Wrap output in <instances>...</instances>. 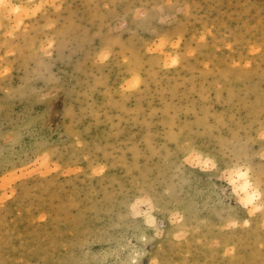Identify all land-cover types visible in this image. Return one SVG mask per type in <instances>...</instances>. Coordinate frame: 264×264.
I'll list each match as a JSON object with an SVG mask.
<instances>
[{"label":"rangeland","instance_id":"374dc122","mask_svg":"<svg viewBox=\"0 0 264 264\" xmlns=\"http://www.w3.org/2000/svg\"><path fill=\"white\" fill-rule=\"evenodd\" d=\"M4 2L0 264H264V0Z\"/></svg>","mask_w":264,"mask_h":264},{"label":"bare ground","instance_id":"6f19581e","mask_svg":"<svg viewBox=\"0 0 264 264\" xmlns=\"http://www.w3.org/2000/svg\"><path fill=\"white\" fill-rule=\"evenodd\" d=\"M10 9V8H9ZM2 10V9H1ZM1 10H0V13H1ZM15 11V10H13ZM3 13V12H2ZM1 13V15H2ZM238 176H243V173H240L238 174ZM232 182V183H231ZM231 184H232V188L234 190H240L242 192L241 195H238V200L240 201L241 204H244V205H253V199H254V192L249 190L248 188V185H249V181L246 179H244L241 183H235L234 181L231 180Z\"/></svg>","mask_w":264,"mask_h":264},{"label":"snow or ice","instance_id":"6c2138e0","mask_svg":"<svg viewBox=\"0 0 264 264\" xmlns=\"http://www.w3.org/2000/svg\"><path fill=\"white\" fill-rule=\"evenodd\" d=\"M11 7H12L11 4L5 3L4 0H0V9H9ZM211 164H212L211 161L206 162V166L211 165ZM212 166L214 167V165H212ZM245 206L247 207L248 205L246 204Z\"/></svg>","mask_w":264,"mask_h":264}]
</instances>
